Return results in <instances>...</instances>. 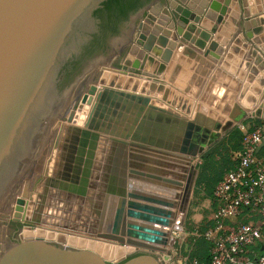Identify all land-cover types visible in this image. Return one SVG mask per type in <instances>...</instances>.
Segmentation results:
<instances>
[{"label": "water", "instance_id": "95a60500", "mask_svg": "<svg viewBox=\"0 0 264 264\" xmlns=\"http://www.w3.org/2000/svg\"><path fill=\"white\" fill-rule=\"evenodd\" d=\"M105 1L0 0V194L6 183L14 180L12 175L19 173L31 158L33 147L50 122L66 109L86 75L107 61L100 58L89 62L76 78L75 70H71L69 83L63 85L65 90L57 83L60 67L76 55L83 35L92 32L93 12ZM175 1L185 5L188 0ZM166 2L171 4L174 0ZM236 8L237 0H229L225 22L214 34L207 54L218 58L233 36L238 18ZM135 21L124 38L114 41V52L119 56L131 44L126 40L135 26V47L125 56L120 69L135 77L139 72L147 79H157L176 47V35L164 31L163 23L155 26L156 18L151 13L140 12ZM136 47L149 53L141 58L143 64L132 57ZM259 69L250 70L239 93L209 82L192 121L157 108L147 96L110 89L99 93L89 128L95 121L100 132L110 136L109 152H119L115 167L125 175L121 180L103 178L105 193L96 204L92 197L85 202L73 197L84 194L87 182L85 178L72 181L77 178L71 177V181H66L68 196L47 200L48 194L38 195L36 208L25 223L89 234L139 253L125 260L123 255L106 260L89 248H66L42 238H29L9 247L0 245V264H160L153 253L164 252L158 246L166 245L170 239L171 227L177 220L171 208L177 206L178 200V212L181 221L184 219L195 182L194 160L201 158L220 133L231 126L225 118L231 115L237 99L247 109L256 106L264 88V63ZM262 115L264 106L260 104L250 118L261 119ZM247 118L243 115L236 122L240 124ZM72 119L71 113L68 122ZM74 137L71 148L79 152L75 159L79 163L86 147L88 152L93 150L91 141L96 136L79 131ZM263 147L264 141L257 152ZM83 176H87L86 172ZM181 181H185L184 189ZM15 204L13 218L20 222L23 200L18 199ZM93 207L96 211L91 222L86 220V212ZM3 210L0 220L9 218L7 206ZM37 211L41 215L35 214ZM119 257L123 261L116 263ZM164 260L167 262L169 256Z\"/></svg>", "mask_w": 264, "mask_h": 264}, {"label": "crops", "instance_id": "0c3cea01", "mask_svg": "<svg viewBox=\"0 0 264 264\" xmlns=\"http://www.w3.org/2000/svg\"><path fill=\"white\" fill-rule=\"evenodd\" d=\"M228 2L229 0H188L185 5H181L175 0L171 4L166 0H155L146 8L144 15H154L155 26L163 23L165 26L161 28L164 31L169 30L176 35V47L161 76L147 79L137 72L144 80L141 94L147 96L152 105L182 118L199 105L198 100L209 82L239 93L250 70L259 69L260 64L264 63V0H237L236 31L222 47L218 58L207 54L214 34L225 22ZM136 34L134 26L126 40L131 41L126 55L135 47L132 42L136 39ZM166 40L169 41V38ZM145 56H149V53L136 47V55L132 57L143 64L141 58ZM155 60L160 62L157 58ZM262 101L264 88L256 106ZM256 106L247 109L237 99L229 120L236 122ZM235 147L229 152L230 157L237 151L238 145ZM230 163L231 159L224 173L229 170Z\"/></svg>", "mask_w": 264, "mask_h": 264}, {"label": "rangeland", "instance_id": "374dc122", "mask_svg": "<svg viewBox=\"0 0 264 264\" xmlns=\"http://www.w3.org/2000/svg\"><path fill=\"white\" fill-rule=\"evenodd\" d=\"M125 56H126V52L123 54L121 58L116 59L110 66L107 65L108 61L99 64L86 75V77L82 80L77 90V92L81 90L80 94H78L79 96L74 98L77 93L76 92L74 97L67 106L72 108L74 107V109L72 108L67 109L66 107V110L65 109L63 110L68 112L66 118L70 116L71 111H74L76 114L79 113L81 114V116L86 117L90 109L91 108L94 109V106L96 104L97 97L95 99V96H96L97 88L98 90L100 88L118 89V90L128 91L136 95L137 94L142 95L141 90H144L142 85L144 80L138 78V76L140 75L137 73L138 76L135 77L130 75L129 72L126 73L121 71L120 69V66L123 65V62L125 60ZM96 70H98V72L95 74ZM96 82L98 83L96 84ZM145 91H147V89ZM198 104L199 105H197V107L192 108V110L189 113H187V115L182 116V118L187 121H192L193 118L195 117V114L198 112V107L200 106L199 100H198ZM260 104L264 105V101L260 102ZM260 104H258L255 109L249 111V113L247 114L249 118L245 120L246 122L250 120L255 122L257 121L261 122L260 119L258 118H250V116L255 112V110ZM60 115L61 114H58L56 117ZM56 117L53 119L55 122L54 127H56L55 129L56 131H53L54 128L50 130L46 129L44 131V133L42 134L36 145L33 147L34 149H32L33 154L31 158H28L25 161L21 171H19V173L17 172L18 174L12 175L11 179L14 177V180L11 181L10 183L9 182L6 183L5 187L2 188V193L0 194V214H4L3 208L4 206H7L8 212L6 214L9 216V218L5 220H0V245L9 247L15 244V241L20 242L25 240L21 237L23 233L22 231L25 230L36 232L37 230L49 229L52 231H56V230L62 231L66 233V236L69 239L87 238L93 241V243L100 246L107 245V246L117 247L119 249H124L125 251H127V253L123 255L124 260L133 254L139 253L137 250L133 248L121 247V245H118L114 242L100 240L89 234H82L68 230L67 231L60 230L45 225L28 224L25 223L26 221H23L24 218L23 220H21L22 216L26 217L28 219L27 221L30 220V216L35 208L34 205L36 204V199L38 200L36 193L29 192L31 191L30 177L33 176V174H41V172L46 168L44 165H45V160L48 156V152H53L51 146L57 134L56 133L57 127L60 124V121H57L60 119ZM229 117L225 118V122H230L231 126L220 133L221 135L220 138L217 139L210 147H208L204 151L201 158H198L193 162V166L195 167L196 170V176H195L193 192L184 219H182L179 226H174V228L172 227L173 233L171 234L170 239L168 238L167 246L164 248L165 251L163 253H153L154 257L160 262V264L166 263L164 258H166L167 256L170 257L169 258L170 262L168 264H179L181 257L184 256L185 245L187 246L191 243V242L189 243V240H191V237L189 236L190 235L189 232L193 229L198 228L201 225L202 220L207 216L209 202L208 199L206 198V194L208 190L213 186L214 181H216L218 176L221 174L222 169H225L226 165L230 162L231 157L229 155V152L237 145V143L239 144V139L241 136L237 128L239 122H231V119L229 120ZM80 126H82V124ZM52 131L55 133L53 134ZM25 176L27 178H25ZM26 182L29 183L28 189L25 186ZM25 193L27 194V197L22 198L23 194ZM18 199L23 200V204L21 205L22 212H20V216H19L20 222H15L13 218L14 217L13 214L15 213L14 212V208L16 206L15 203L16 200ZM28 205H31L30 210H28L27 208ZM194 210H196V212H194ZM176 212L180 214L178 210ZM180 217H182L181 214ZM51 242L57 243L66 248H78L75 246L63 244L61 242H55V241H51ZM166 252H168V254H166ZM118 259H120V257ZM121 261H123V259L116 260V263H120Z\"/></svg>", "mask_w": 264, "mask_h": 264}, {"label": "built area", "instance_id": "2783aa9c", "mask_svg": "<svg viewBox=\"0 0 264 264\" xmlns=\"http://www.w3.org/2000/svg\"><path fill=\"white\" fill-rule=\"evenodd\" d=\"M260 121L238 125L239 149L212 192L204 218L208 227L189 232L191 244L179 264H200L192 257L198 239L208 245L209 264H264V147L257 152L264 141V115Z\"/></svg>", "mask_w": 264, "mask_h": 264}, {"label": "bare ground", "instance_id": "6f19581e", "mask_svg": "<svg viewBox=\"0 0 264 264\" xmlns=\"http://www.w3.org/2000/svg\"><path fill=\"white\" fill-rule=\"evenodd\" d=\"M97 72L98 70L95 71V74ZM97 83L98 82H96V84ZM105 89H110V88H103V89L100 88L99 90L97 88L95 99L98 96V94L101 93ZM110 90L129 93L128 91L118 90V89H110ZM96 104H97V99H96ZM69 108H72V107H67V109ZM72 109H74V107ZM91 112H93L92 108L88 112L87 116L83 117L81 116V114L79 113L76 114L74 111H71V113L74 115H73V119L70 122H68L69 117L66 118L67 113H68L66 111H62L60 113L61 115L56 117L60 119V120H57V121H60V124L57 127V132H56L57 134L51 146L53 152H48V156L45 160V165H44L46 168L42 171V173L41 174L32 173L33 176L30 177L31 178V183H30L31 191H29L30 193L31 192L36 193L37 197L38 195L48 194L47 200L63 199L60 197L68 196V191H66V189L68 188L69 183L66 182L67 180L71 181L72 180L71 177L73 178L76 177L77 179H73L72 181L81 182V179L85 178L87 184L84 189V194H75L73 197L74 198L78 197V199L83 202H85L88 197H92L91 199H92L93 204H96V202L99 201V198L103 196L105 193L104 192L105 188H102V183H101L103 178L108 179V177L112 176L116 178V180L122 179V175H125V174H123L119 169L115 167L119 152H109L110 147L112 146L110 144L111 138L110 136L100 132L99 128H97V122L94 121V124L92 125L91 129L89 128V123L91 120L90 118L92 117ZM54 123H55L54 120H52L46 129L50 130L54 128L53 131H56L55 130L56 127H54L55 125ZM81 124L82 126H80ZM79 131H85V132L87 131L90 133V135H95L96 141L95 140H93L94 142L91 141L93 144V150L91 152H88L87 147L85 148L86 152H82V154L80 155V162L78 163L77 161H75V159L78 158L79 152H73V149L71 147L74 146L73 144L74 138H75L74 136H76ZM54 133L55 132H53V134ZM50 168H52V170H50ZM85 172L87 174L86 177L83 176ZM184 176L186 177L187 173L184 174ZM25 178L27 177L25 176ZM181 183L184 189L185 181L184 182L181 181ZM91 184H94L92 188L90 187ZM76 185L78 187L79 184L76 183ZM25 186L28 189L29 183L26 182ZM102 189H103V192H102ZM22 198H24V194ZM176 202H177V206L174 208H171L172 212H174L176 219H177L176 223L172 225L173 228L174 226H179L180 225L179 222H181L180 214L176 212L179 209L180 202L179 200ZM36 204L34 205L35 208H36ZM30 206L31 205L27 206L28 210H30ZM95 211H96L95 207L88 209L86 212V220H89L92 222L95 218ZM38 213L39 211H37V213L35 214L41 215L40 213L39 214ZM53 213L50 214V212L48 211V214H50L51 216L53 215ZM54 216L55 214L52 217ZM54 218H57V217H54ZM21 220L27 221L28 219L22 216ZM88 223L90 224V222ZM22 232L23 233L21 237L23 239L42 238L48 241L61 242L66 245H71V246H75L79 248H89L99 253L102 256V258L106 260L107 259L113 260L117 256L124 255L127 253V251H125L124 249H119L117 247H112V246H107V245H102V246L97 245L93 243V241L87 238L69 239L66 236V233L62 231H57V230L52 231L49 229L47 230L42 229V230H37L36 232H31L28 230L27 231L25 230ZM167 243L166 245H162L161 247L158 246V248H162L163 251H165L164 248L167 246Z\"/></svg>", "mask_w": 264, "mask_h": 264}, {"label": "flooded vegetation", "instance_id": "af4514ba", "mask_svg": "<svg viewBox=\"0 0 264 264\" xmlns=\"http://www.w3.org/2000/svg\"><path fill=\"white\" fill-rule=\"evenodd\" d=\"M146 1L147 0H142L144 6L135 13L128 14L126 18L121 16H112L111 21H109L105 13L97 16H94L93 14L92 32L83 35V42L78 45L76 55H72L65 62V64L60 67L56 79L57 83L61 87H63V85H67V83H69L68 77L70 76L71 70H75L76 72L73 77L76 75L79 76L89 62L93 60L103 58L104 61H110L112 64L116 59L121 58L126 52V49L120 52V57L118 55L116 56V45L114 41L118 38H124L123 36H126V33L135 21V18L139 16L140 12L144 13L146 8L150 4L152 5L154 0H149L148 3ZM100 8L101 6L98 9ZM65 88L66 87H63V90H65Z\"/></svg>", "mask_w": 264, "mask_h": 264}, {"label": "trees", "instance_id": "16d2710c", "mask_svg": "<svg viewBox=\"0 0 264 264\" xmlns=\"http://www.w3.org/2000/svg\"><path fill=\"white\" fill-rule=\"evenodd\" d=\"M146 2L148 3L149 0H147ZM143 4L144 3H142V0H106L105 2L101 4V8L94 11L93 14L94 16H97L99 14L101 15L105 13V15L107 16V19L111 21L112 16L113 17L121 16L123 18H126L128 14L135 13L140 8H142L144 6ZM256 123H259V122L257 121ZM237 145H238L237 148L239 149V144L237 143ZM233 149H236V147H234ZM231 166L232 165H230L229 169L231 168ZM225 169H222L221 174L218 176L217 180L214 181L213 186L208 190L206 194V198L208 200L211 199L214 187L221 180ZM204 220L205 219H203L201 222V225L198 228H196L200 232L204 231L208 227V224H206ZM193 230H191L190 232H192ZM190 242L191 240H189V243ZM192 257L196 258L200 264H209L208 245L204 240L198 239L195 241L193 252H192Z\"/></svg>", "mask_w": 264, "mask_h": 264}]
</instances>
